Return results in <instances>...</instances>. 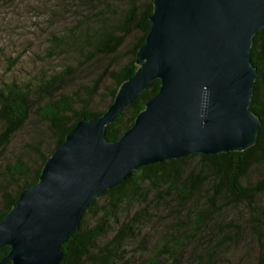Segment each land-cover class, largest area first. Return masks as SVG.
<instances>
[{"label":"trees","instance_id":"trees-1","mask_svg":"<svg viewBox=\"0 0 264 264\" xmlns=\"http://www.w3.org/2000/svg\"><path fill=\"white\" fill-rule=\"evenodd\" d=\"M119 1L125 3L124 8L105 5L112 16L99 14L102 8L87 11V17L101 16L77 21L67 31L52 36L50 56L59 53L63 60L59 70H44L35 82L0 81V151L31 115L44 123L49 138L45 151L34 149L39 160L15 159L0 173V220L21 190L38 180L44 161L75 123L101 115L119 86L135 72V56L150 27L153 0ZM134 33L137 35L120 64L121 49ZM250 59L257 75L249 108L260 121L255 143L242 151L193 154L135 168L86 207L78 230L61 245L63 256L58 264H182L184 237L194 241L187 251L188 256H194L192 264H224L230 261L231 245L237 246L242 235L258 241L255 264H264V27L253 36ZM98 62L103 65L95 77L68 88L81 70ZM158 88L159 81H151L106 126L105 137L116 140ZM193 158H197L195 166H185ZM254 169L258 172L249 178ZM146 184L162 185L155 193L171 195V201L163 204L170 203L174 214L182 217L174 227L160 221L162 231L149 246L138 238L140 228L146 227L155 214L151 202L145 200ZM100 199L103 202L99 205ZM134 205L137 207L126 214ZM225 208H238L244 223L232 218L223 221L220 214ZM202 234L199 242L195 235ZM138 242L146 257L134 261L127 252L132 246L138 247ZM7 251L8 247L0 249V257Z\"/></svg>","mask_w":264,"mask_h":264},{"label":"water","instance_id":"water-1","mask_svg":"<svg viewBox=\"0 0 264 264\" xmlns=\"http://www.w3.org/2000/svg\"><path fill=\"white\" fill-rule=\"evenodd\" d=\"M148 20L133 75L101 115L75 123L0 220V264H58L86 207L135 168L255 143L250 47L264 0H153ZM156 79L132 125L108 140L106 126Z\"/></svg>","mask_w":264,"mask_h":264},{"label":"rangeland","instance_id":"rangeland-1","mask_svg":"<svg viewBox=\"0 0 264 264\" xmlns=\"http://www.w3.org/2000/svg\"><path fill=\"white\" fill-rule=\"evenodd\" d=\"M146 1V0H138ZM110 4V7L124 8L125 3L119 0H0V81L14 79L18 82H35L39 79L43 71L59 70L62 59L52 54V49L49 47L52 36L58 35L61 32L71 28L77 21H87L91 18H97L101 15L87 17V11H98L99 14H107L112 16L111 11L105 7ZM86 23V22H85ZM66 30V31H67ZM136 33L131 34L126 42V47L121 49L119 62L123 63L125 56L124 52L129 44L134 40ZM102 63L87 65L84 70H81L74 78V81L68 83V88H73L78 82H86L89 78L95 77ZM108 83V80L105 81ZM98 107V106H97ZM46 127L35 116L31 115L29 121L16 132L9 140L7 145L0 151V173L5 166L11 165L15 159H22L28 162H34L38 158V154L34 151L36 147L42 150L48 148L49 138L46 137ZM43 151H45L43 149ZM46 153V152H45ZM39 160V158H38ZM197 158H193L186 162L188 168L195 166ZM255 172V173H254ZM250 172L249 178L255 176L257 169ZM162 185L153 186L146 184L143 189L147 192L145 200L151 202L149 205L155 214L146 227H141L138 233V238L146 240L147 245L154 242L156 236L162 231L161 222H168L174 227L178 219L174 214L173 207L170 203L172 196L164 193L155 192L161 189ZM153 201V202H152ZM102 199L98 201L100 205ZM137 206H132L130 214ZM238 208H225L220 214L222 220L234 219L243 224L245 217L241 218V213L237 212ZM151 229V231L149 230ZM183 236L188 235L182 232ZM200 238L204 235H195ZM146 237L147 239H144ZM194 243L193 240L185 239V249L181 256L182 264H192L191 258L188 256V250ZM189 244V246L187 245ZM148 245V246H149ZM258 241L249 235H242L238 245H231L228 258L230 261H225L224 264H255L257 257ZM143 247L132 246L127 254H132L133 260L137 261L140 258L146 257ZM170 264H173L170 263ZM223 264V261H222Z\"/></svg>","mask_w":264,"mask_h":264}]
</instances>
